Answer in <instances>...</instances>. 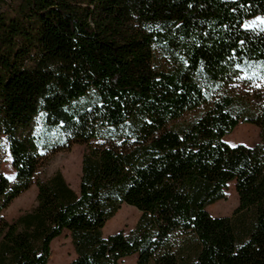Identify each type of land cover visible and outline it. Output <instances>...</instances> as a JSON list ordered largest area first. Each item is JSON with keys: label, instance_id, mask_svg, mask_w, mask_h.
<instances>
[{"label": "trees", "instance_id": "obj_1", "mask_svg": "<svg viewBox=\"0 0 264 264\" xmlns=\"http://www.w3.org/2000/svg\"><path fill=\"white\" fill-rule=\"evenodd\" d=\"M264 0H0V264H264ZM241 84L244 91L235 92ZM204 112L189 123L183 115ZM259 142L223 141L239 124ZM84 145L78 192L52 157ZM234 183L237 208L207 207ZM31 186L36 206L1 212ZM121 205L140 213L104 237Z\"/></svg>", "mask_w": 264, "mask_h": 264}, {"label": "rangeland", "instance_id": "obj_2", "mask_svg": "<svg viewBox=\"0 0 264 264\" xmlns=\"http://www.w3.org/2000/svg\"><path fill=\"white\" fill-rule=\"evenodd\" d=\"M262 21H264V16L253 17L245 21L244 27L246 29L264 30V22ZM234 86L236 93L244 91V87L241 84ZM204 109L198 108L185 113L177 123H189L197 119L204 112ZM223 141L229 146L243 144L252 147V145L259 142V131L252 125L239 123L229 135L223 138ZM84 148V145H73L67 151L55 154L47 165L37 172L35 180H46L53 173L59 171L64 181L77 193L80 182V163ZM10 161L6 145L0 144V170L9 183H12L15 178V172L11 168ZM224 192L222 200L207 207L212 217L231 216L237 208V195L234 192V183H228ZM35 195L36 188L35 186H31L27 191L18 196L6 210L1 212L3 219L11 221L16 219L22 212L33 209L36 206ZM117 211L115 216L105 223L102 230L104 237L116 234V232H123L127 235L135 228V224L140 216L137 210L131 206L121 205ZM48 259L49 264H69L74 259L73 247L69 241L67 232H63L62 235L51 242ZM118 264H137L136 256L132 255L131 257L124 258Z\"/></svg>", "mask_w": 264, "mask_h": 264}, {"label": "snow or ice", "instance_id": "obj_3", "mask_svg": "<svg viewBox=\"0 0 264 264\" xmlns=\"http://www.w3.org/2000/svg\"><path fill=\"white\" fill-rule=\"evenodd\" d=\"M262 22H264V21H262Z\"/></svg>", "mask_w": 264, "mask_h": 264}]
</instances>
